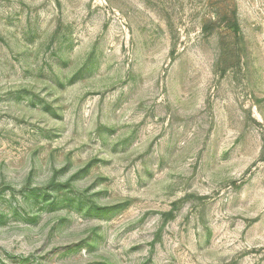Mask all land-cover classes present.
<instances>
[{"label":"rangeland","instance_id":"1","mask_svg":"<svg viewBox=\"0 0 264 264\" xmlns=\"http://www.w3.org/2000/svg\"><path fill=\"white\" fill-rule=\"evenodd\" d=\"M0 264H264V0H0Z\"/></svg>","mask_w":264,"mask_h":264},{"label":"trees","instance_id":"2","mask_svg":"<svg viewBox=\"0 0 264 264\" xmlns=\"http://www.w3.org/2000/svg\"><path fill=\"white\" fill-rule=\"evenodd\" d=\"M233 29H235V30L238 29V24L236 23V21L233 23Z\"/></svg>","mask_w":264,"mask_h":264}]
</instances>
